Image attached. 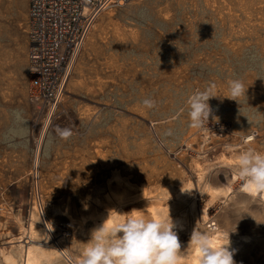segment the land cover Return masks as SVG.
<instances>
[{"label": "rangeland", "instance_id": "obj_1", "mask_svg": "<svg viewBox=\"0 0 264 264\" xmlns=\"http://www.w3.org/2000/svg\"><path fill=\"white\" fill-rule=\"evenodd\" d=\"M28 2L0 0V264L33 208L56 225L54 247L68 251L66 240L87 234L88 220L135 209L151 218V207L170 206L171 195L151 198L162 189L191 184L199 220L209 191L227 187V162H236L244 138L255 137L254 148L264 151V0H129L102 13L60 105L48 112L28 99ZM233 79L246 89L236 100ZM208 88L216 96L208 101L212 116L193 128L187 99ZM147 98L153 109L144 107ZM62 129L71 136L62 138ZM235 183V192L243 189ZM222 207L209 204L207 221L218 225ZM232 214L230 235H248L244 219L256 230L235 264H264V208ZM188 241L185 234L180 243Z\"/></svg>", "mask_w": 264, "mask_h": 264}, {"label": "clouds", "instance_id": "obj_2", "mask_svg": "<svg viewBox=\"0 0 264 264\" xmlns=\"http://www.w3.org/2000/svg\"><path fill=\"white\" fill-rule=\"evenodd\" d=\"M229 92L231 99L236 100V97L245 95L246 89L241 80L233 79ZM213 97L216 96L212 94L211 88L195 90L188 97L189 118L193 128L200 129L206 123L209 124L212 108L208 101ZM143 105L146 109H153L155 101L147 98L143 100ZM16 116L19 120V114ZM59 134L67 139L72 133L62 129ZM234 171L247 193L257 196L264 193V151L242 145L238 150ZM135 210L138 214L129 215L111 225L102 223L95 228L82 250L78 264H181L185 252L181 251V243L173 230L175 224L170 210L167 215H157L156 218H145L139 214V210ZM229 233L218 237L220 242L217 243L208 234L192 231L187 248L195 252V264H235Z\"/></svg>", "mask_w": 264, "mask_h": 264}, {"label": "bare ground", "instance_id": "obj_3", "mask_svg": "<svg viewBox=\"0 0 264 264\" xmlns=\"http://www.w3.org/2000/svg\"><path fill=\"white\" fill-rule=\"evenodd\" d=\"M120 8H117L114 6L112 7L108 6L106 10L100 12L97 18L102 13L109 14L112 10L114 9L117 10ZM93 25L89 28L88 33L85 35L83 46H84L85 40L88 34L90 33ZM76 58L74 59V62ZM73 65L71 66V69L73 68ZM49 117L50 116H46V120L43 124V131L47 130V128L49 127L51 123L50 120L48 119ZM204 135H207V133ZM221 135L224 137V134H221ZM210 136L213 137V135H210ZM205 140L206 139H204V141ZM255 140L256 138L253 136L250 138L246 136L243 140V143L245 145L254 147L256 144ZM227 165L230 168H232L231 172L225 171L224 173V179L227 184V187L211 189L208 194L210 196V200L206 204V206H204L206 208L213 201L221 200L223 204V207H222L223 211L221 210L220 212L221 215L218 221V225L216 223H213L211 220L207 221L208 216L206 214L205 208H202L200 210L201 218H199L198 220V217H197L198 210L196 206L197 203L192 198H188L190 197L189 190H190L191 184H189L188 188H185L184 190H181V191H174L172 189H162L160 192H158V194L154 195L153 197L151 196V198L153 199H160V197L163 198L169 195H171L173 198V203L168 207H164V208L151 207L149 211V215L151 216V218H156L157 215L159 216L167 215L168 210H170V216L175 224V227L173 230L176 232L179 241L182 240L183 237H185V234H187L188 239H190L192 231H200L202 233L210 235L211 239L214 242H217V243L220 242L217 238L225 236L228 232L232 230L233 225L236 224L235 223L236 220L232 214L233 210H238V209L240 210L242 207L250 208V206H252V208H264V193H260L257 196L255 194L247 193L244 190V188L237 192L233 190L234 189L233 184L241 180H237L239 178L237 177L234 171L235 162L233 161L229 163L227 162ZM112 184H115L116 188L117 187L119 188L121 187L122 181L119 178H115ZM143 195L144 193H142V195L140 196L142 197ZM142 199L143 198H140L139 200L141 201ZM134 214L136 215L138 213L135 212ZM248 215L250 216L251 214H248ZM121 219H123V213L121 210H118L112 216H109L108 214H104V215L102 214L98 217L99 222H96L95 220H88L87 221L89 222L88 224H86L87 222L86 223L84 222L85 227L88 228L87 234L74 235L71 240H66L65 234L61 232L62 235L60 234L61 238L60 237L59 238L62 239V241L66 240L67 247L69 249L68 251L64 246L54 247V245L52 244V241H53L52 237H53V230L57 228L56 225L51 221L52 219H48V216L46 215L43 209L39 210V208H33V211L29 219L30 221H27V222L21 221L22 222L21 223L22 236L19 239L14 240L13 245L10 247V250L13 252V253L11 252L10 253L12 254V256L15 253V257H12L9 254H5L1 258V262L2 264H52L54 260L56 261L60 260L64 264H68V263L78 264L80 255L84 248L83 245L86 244L87 241L90 239L91 232L95 228H98L99 226H101L102 223L106 225H111L113 222H118ZM244 223L246 224V226H248V230L246 231L248 235L232 236L229 233L230 250L234 251V257H233L234 261H236L237 258L241 257L242 253L244 252L243 250H245L246 247H249L250 244L256 240V237L253 236L256 230L254 228H250V225H251L250 219H244ZM205 224L207 227H205ZM38 235L43 236V239H39ZM55 236H57V234ZM56 241L58 242V240ZM181 251L185 252V256L181 259V264H195V261L193 259V257L195 256V252L191 250L190 248H187V244L185 245L181 244Z\"/></svg>", "mask_w": 264, "mask_h": 264}, {"label": "built area", "instance_id": "obj_4", "mask_svg": "<svg viewBox=\"0 0 264 264\" xmlns=\"http://www.w3.org/2000/svg\"><path fill=\"white\" fill-rule=\"evenodd\" d=\"M129 0H29L28 99L38 110L54 111L64 97L71 66L101 11ZM120 6V7H119Z\"/></svg>", "mask_w": 264, "mask_h": 264}]
</instances>
